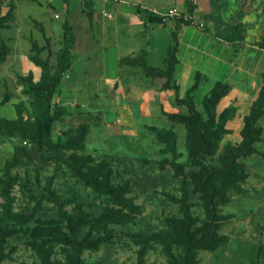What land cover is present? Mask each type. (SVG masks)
Here are the masks:
<instances>
[{"label":"rangeland","instance_id":"374dc122","mask_svg":"<svg viewBox=\"0 0 264 264\" xmlns=\"http://www.w3.org/2000/svg\"><path fill=\"white\" fill-rule=\"evenodd\" d=\"M88 1L89 4L85 5ZM251 11L242 23V41H226L234 31L239 13L237 0H2L1 15L9 22L1 30L9 47L5 62L0 65V118L14 120L17 110L23 119L33 120L30 99L23 94L19 75L32 73L34 81L40 69L29 57L34 55L33 43L46 45L40 56L54 66L63 47L66 23L74 37L71 67L64 74L52 104L63 105L67 113L56 122L52 140L70 141L85 128L82 148L61 152L60 157L78 155L88 163L108 165L112 186L125 188V197L140 209V215L124 225L111 224L114 236L98 251H85L80 264H139L138 251L147 242L149 248L143 264H171L170 256L156 240L165 228L167 218L181 219L179 177L166 166L142 165L138 159L162 160L170 156L162 139L148 127L172 129L176 134L178 161L187 181L188 203L196 225L206 221L205 196L198 190V179L209 170H227V148L239 147L247 130L252 103L263 86L264 73V0H248ZM93 10L90 24L86 12ZM176 9L173 18L165 14ZM134 10V11H133ZM192 10L190 13L189 11ZM191 16L190 25L184 15ZM151 18H160L151 23ZM202 24V26H200ZM178 39L177 65L172 81L174 90H163L162 79L146 76L137 66H120L123 57L144 56L147 65L165 69L172 46ZM200 72L199 88L193 92L196 110L206 120L201 105L215 82L226 81L230 88L216 106L217 114L228 110L225 133L215 153L206 155L193 137L188 145L187 129L182 123L170 121L166 114H187L185 106L175 103L184 98ZM7 96L8 101L2 103ZM262 128L260 139L253 144L254 152L240 154L235 163L233 180L239 185L226 190L217 176L207 178L218 187L217 212L221 219L219 233L227 237L215 251H199L198 264H264V117L257 120ZM14 183V211L28 220L14 227L4 243L7 258L1 264H39L32 243L45 241L51 252L52 264L63 262V245L56 242L68 228L55 206L49 201L54 192L62 199L73 196L83 202V210L92 222L82 227L79 237L93 238L102 234L98 217L106 207L115 208L107 196L94 192L59 162L54 153L38 148L22 134L9 137L0 133V174L5 163ZM242 166V167H241ZM34 199L40 204L36 205ZM0 198V214H1ZM66 211L75 212L72 206ZM140 243V244H139ZM171 254H182V246L169 243ZM260 246L262 249L259 248ZM165 247V246H164Z\"/></svg>","mask_w":264,"mask_h":264},{"label":"trees","instance_id":"16d2710c","mask_svg":"<svg viewBox=\"0 0 264 264\" xmlns=\"http://www.w3.org/2000/svg\"><path fill=\"white\" fill-rule=\"evenodd\" d=\"M241 10L236 16L234 31L230 38L226 41L233 44L242 41L241 32L244 30L242 18L246 12L245 7L249 3L248 0H237ZM2 0H0V3ZM89 4L88 1L85 5ZM190 13L192 10L189 11ZM90 24L93 20V10L88 6L86 12ZM9 15H1L0 13V65L5 62L10 50L6 42L2 39L1 30L5 28L9 22ZM151 23H159L160 18H151ZM185 25H190L186 22ZM65 33L63 36V47L58 52L55 65L52 66L48 59L40 56V52L47 49L48 56L51 55L50 44L48 38H45L46 45L39 47L33 43L34 55L29 60L40 69V76L34 81L33 75L29 72L26 76L19 75L18 79L23 86V94L30 99V108L33 120L23 119L22 111L17 110V118L9 120L0 118V133L9 137L22 134L25 138L31 140L38 148H46L54 153L55 158L64 164L73 172V175L79 178L86 187L91 188L94 192L109 197L114 205L118 208L106 207L98 217V225L102 234L93 238L86 235L79 237L82 227L92 222L90 214L83 210V202L79 201L76 196L69 199H62L54 192L49 193V201L58 211V216L68 228V233L62 235V238L56 240L57 243L63 245L62 254L63 262L59 261L54 264H80L81 255L85 251H98L103 244L111 242L114 236L113 231L109 228L111 224L124 225L132 223L139 215L140 209L133 202L125 197V188L122 186H112L109 179L112 175L108 165L104 162L99 165H86L88 163L85 158L71 154L67 158L60 157L64 150L82 148V140L86 135L85 128L79 130L78 137L72 138L70 141L64 139L52 140V133L56 122H59L63 115L67 113V109L63 105L57 103L52 104L53 96L59 89L64 74L71 67V52L74 37L70 33V27L65 23L63 25ZM172 36V46L169 50V56L166 58L165 69L152 67L147 65L144 56L123 57L119 60L120 66H137L140 67L146 76L157 77L163 80L161 88L163 90H174L177 92V85L172 81L175 66L178 63L176 58L178 39L175 34ZM200 72H196L194 82L189 87L184 98L175 97V103L185 106L187 114H166L167 118L172 122L182 123L187 129L188 145L192 144L193 137L202 152L206 155H213L217 148L221 136L225 133V122L228 118V110H224L220 114L216 112V106L221 98L227 95L230 85L228 82L217 81L209 90L208 94L202 98L201 105L204 109L206 120L202 118L196 110L193 92L199 88ZM263 86L261 87L256 100L252 103L251 112L247 118V130L244 132L243 141L239 147L227 148V170L213 171L209 170L205 173L204 178L198 179V190L205 196V213L206 221L202 226L196 225L197 220L190 211L188 203L187 181L181 163L178 161V151L176 148L177 138L172 129H164L159 127H148L153 133L158 135L164 142V150L170 156L162 160H153L141 158L138 161L142 165H155L163 170L166 166L170 167L176 176L179 177L181 186V198L177 199L179 203L181 219L167 218L164 221L165 228L157 236L156 240L162 243L163 251L170 256L171 264H198L197 254L199 251H215L221 245L225 244L227 237L219 233L221 227V219L217 212V195L218 187L207 181V178L217 176L218 181L222 182L226 190L235 187L239 189L238 183L233 180L234 171L238 168L235 163L236 158L244 153L250 155L254 152L253 144L257 142L262 134V128L258 125L257 120L264 117V73L262 74ZM8 101L5 96L2 103ZM12 160L5 163V168L0 174V198L1 214H0V264L7 258L4 253V243L7 238L14 232V227L28 220V216L22 212L14 211V197L10 194L14 179L10 176V169L15 167ZM242 167V166H241ZM37 207L40 204L38 199H34ZM67 206H72L75 212L66 211ZM169 243H177L182 246V254L177 256L171 254ZM140 244V243H139ZM32 248L40 259L39 264H52L51 252L48 244L41 240L40 243H32ZM149 248L147 242L138 251L139 264H143V256ZM260 249L259 248V253Z\"/></svg>","mask_w":264,"mask_h":264},{"label":"built area","instance_id":"2783aa9c","mask_svg":"<svg viewBox=\"0 0 264 264\" xmlns=\"http://www.w3.org/2000/svg\"><path fill=\"white\" fill-rule=\"evenodd\" d=\"M192 3H194L195 2V0H190ZM177 15V10L176 9H170V10H168V12L165 14V16L166 17H171V18H173L174 16H176ZM184 17V19L187 21V22H191V16H189V14H187V15H184L183 16ZM200 26H202V24H200Z\"/></svg>","mask_w":264,"mask_h":264},{"label":"crops","instance_id":"0c3cea01","mask_svg":"<svg viewBox=\"0 0 264 264\" xmlns=\"http://www.w3.org/2000/svg\"><path fill=\"white\" fill-rule=\"evenodd\" d=\"M238 2V1H237ZM247 9V10H246ZM240 10H241V7H240V5H239V12H240ZM245 10H246V12H245V14H244V16H243V18L246 16V15H248L249 13H250V11H251V2L249 1V3L247 4V6L245 7ZM134 11V10H133ZM243 18H242V20H243Z\"/></svg>","mask_w":264,"mask_h":264}]
</instances>
